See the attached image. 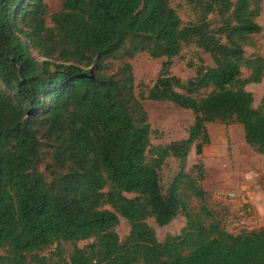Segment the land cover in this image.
<instances>
[{
    "label": "trees",
    "instance_id": "1",
    "mask_svg": "<svg viewBox=\"0 0 264 264\" xmlns=\"http://www.w3.org/2000/svg\"><path fill=\"white\" fill-rule=\"evenodd\" d=\"M257 3L192 0L201 22L184 26L165 0H62L47 26L43 0H0V264H264V227L228 232L184 172L211 123L238 124L244 144L264 156V90L253 108L243 89L264 69V48L263 57L242 58L244 37L260 31ZM215 11L226 23L211 32L204 20ZM188 42L213 66L184 81L161 71L134 94L127 60L142 52L170 59ZM111 60L117 77L105 72ZM144 100L188 110L186 137L152 147ZM39 134L58 171L49 182L35 168ZM167 156L178 171L163 191L157 169ZM182 186L207 224L189 213ZM178 215L186 226L161 242L145 223L162 227ZM118 217L129 226L122 242ZM55 242L71 245L67 257L60 249L55 259L39 256Z\"/></svg>",
    "mask_w": 264,
    "mask_h": 264
},
{
    "label": "rangeland",
    "instance_id": "2",
    "mask_svg": "<svg viewBox=\"0 0 264 264\" xmlns=\"http://www.w3.org/2000/svg\"><path fill=\"white\" fill-rule=\"evenodd\" d=\"M257 1V13L254 21L260 27V31L258 34L244 37L242 58L245 60L263 57L264 0ZM61 2L62 0H43L46 10L45 24L47 26L50 25L49 14L57 12L61 7ZM165 2L175 10L181 19L182 25H196L201 22L200 10L192 4V0H165ZM226 15L215 11L206 16L204 24H206L208 30L216 32L226 23ZM127 62L130 64L132 70L133 91L135 95L141 89L144 91L150 88L161 71H165L169 76L184 81L196 77L204 69L213 66L209 55L202 52L193 42L184 44L179 54L170 59H152L142 52L136 54L127 60ZM117 65V60L107 62L105 72L117 77ZM249 73V69L242 66L240 68V79L246 80ZM243 89L251 94L252 107L257 108L264 90V69L258 83H247ZM208 92L209 89L201 90L195 97L201 98ZM141 103L147 116L150 129L149 142L152 147L158 145L164 146L186 137V130L191 125L193 119L188 110L180 109L167 102L144 100ZM206 132L208 144L202 148L200 156H196L193 146L190 147L185 159L184 172L204 192L206 199L205 208L226 228L227 218L225 215L227 208L223 202L213 196V193L216 190H226L227 185L241 180L242 177L238 170L239 166L242 169V165L245 162L243 157L247 156L249 159H252L255 155L249 147L244 145L242 130L238 124L223 125L218 122L211 123L206 125ZM38 137L40 147L35 168L42 178L46 182H49L55 174H58V171L51 161V151L47 142L44 141L41 134ZM149 158V156H146L147 160ZM197 165L198 168H196ZM177 171V160L172 156H167L157 169L159 185L163 191L168 187ZM180 195L187 205L189 213L196 217L197 220H201L204 224H207L209 219L200 213L199 200L190 194L187 187L182 186L180 188ZM123 196L127 199L134 198V195L131 194H123ZM145 223L153 230L159 242L163 241L167 236L178 235L186 226V220L182 215L176 216L169 224L162 227H157L151 218H147ZM128 230V223L118 217V223L114 227V232L120 242L127 236ZM90 242L91 240L77 243L76 246L82 248ZM57 249H60L64 256L67 257L71 250V245L55 242L38 254L40 257L55 259L54 255L57 253ZM0 254H3L2 250H0Z\"/></svg>",
    "mask_w": 264,
    "mask_h": 264
},
{
    "label": "crops",
    "instance_id": "3",
    "mask_svg": "<svg viewBox=\"0 0 264 264\" xmlns=\"http://www.w3.org/2000/svg\"><path fill=\"white\" fill-rule=\"evenodd\" d=\"M252 153L255 157L244 156L242 169L239 166L242 179L222 190L232 194L229 200L221 202L227 208L226 229L234 234L264 227V156Z\"/></svg>",
    "mask_w": 264,
    "mask_h": 264
},
{
    "label": "built area",
    "instance_id": "4",
    "mask_svg": "<svg viewBox=\"0 0 264 264\" xmlns=\"http://www.w3.org/2000/svg\"><path fill=\"white\" fill-rule=\"evenodd\" d=\"M213 196L220 201H227L232 197V194L230 192L216 190L214 191Z\"/></svg>",
    "mask_w": 264,
    "mask_h": 264
}]
</instances>
